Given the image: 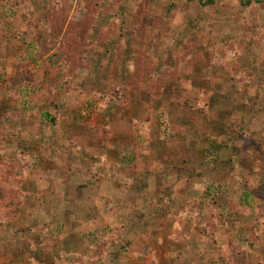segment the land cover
Segmentation results:
<instances>
[{
    "label": "rangeland",
    "instance_id": "1",
    "mask_svg": "<svg viewBox=\"0 0 264 264\" xmlns=\"http://www.w3.org/2000/svg\"><path fill=\"white\" fill-rule=\"evenodd\" d=\"M0 0V264H264V0Z\"/></svg>",
    "mask_w": 264,
    "mask_h": 264
},
{
    "label": "trees",
    "instance_id": "2",
    "mask_svg": "<svg viewBox=\"0 0 264 264\" xmlns=\"http://www.w3.org/2000/svg\"><path fill=\"white\" fill-rule=\"evenodd\" d=\"M213 2V0H208L207 3L208 4H211ZM260 3L259 0H241V4L244 5V6H249L251 3Z\"/></svg>",
    "mask_w": 264,
    "mask_h": 264
}]
</instances>
